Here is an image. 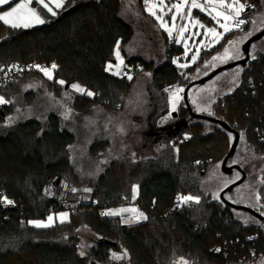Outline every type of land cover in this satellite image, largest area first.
Segmentation results:
<instances>
[{"label": "trees", "instance_id": "1", "mask_svg": "<svg viewBox=\"0 0 264 264\" xmlns=\"http://www.w3.org/2000/svg\"><path fill=\"white\" fill-rule=\"evenodd\" d=\"M254 1L264 12V0ZM120 6L121 0H65L55 16L40 11L47 19L37 26L14 29L0 21V66L54 62L56 67L51 68L55 77L67 84L78 82L94 92L93 96L73 98L70 107L74 110L84 112L93 104L121 106L133 79H122L108 69L116 60L117 42L126 41L132 34L131 25L119 14ZM235 33H228L187 69L194 68L206 54L220 51ZM165 44L166 58L156 66L154 60H126L137 65L138 59L143 69L152 68L151 81L162 96L165 83L178 82L186 87L195 80L185 77L171 59L179 47L173 48L168 37ZM257 53L258 59H249L244 66L240 84L218 96L209 115L236 129L256 153L264 156V143L255 130L256 126L264 129V54ZM249 74L256 79L255 90L247 89L245 78ZM28 75L0 84V91L14 90L15 83ZM181 105L182 110L173 114L172 124L157 131L160 147L155 155L135 158L124 153L113 158L95 179L91 201L69 210L67 220L48 227L29 222L60 210L42 194L43 185L57 174L74 175L68 146L75 135L55 112L48 114L45 125L38 118L8 124L6 115L11 106L0 108V188L16 203L0 225V264H90L87 256L78 253L75 236L68 241L58 238L82 223L102 239L117 243L112 246L101 241L91 249L101 262L109 260L110 250L117 248L120 240L130 254L128 264H174L180 258L188 264H260L264 258V220L221 199H211L201 185L209 166L222 162L234 134L217 122L191 116L184 100ZM182 120L186 125L178 128L177 122ZM106 143L96 141L92 152L106 147ZM262 173L264 180V168ZM135 185L137 194L133 197ZM186 195L199 196V203L177 199ZM259 198L256 210L262 214L264 183ZM133 201L139 203L147 219L124 224L118 215H102L108 208ZM218 245L222 250L214 252L212 248Z\"/></svg>", "mask_w": 264, "mask_h": 264}, {"label": "rangeland", "instance_id": "2", "mask_svg": "<svg viewBox=\"0 0 264 264\" xmlns=\"http://www.w3.org/2000/svg\"><path fill=\"white\" fill-rule=\"evenodd\" d=\"M197 3L204 6L206 10L201 11L200 8H191V2L189 5L183 4V0H148V4L144 0L147 12L155 19H157V16L162 18L160 20L157 19L161 29L168 34V29H170L171 34L169 35L171 39L175 38V42L183 47V50L179 54L172 56V61H175L178 67L180 65H186L185 67H180L185 69L181 71H184L183 74L185 77H193L195 80L208 75L219 66L242 58L244 56L242 47L245 39L254 32H257L263 26L264 20V12L258 10L251 14L250 26L247 30L239 31L234 20H229L227 24L229 25L230 31L225 32L220 27L221 24L225 23L223 17H217L216 19H213V17L218 11H223L226 15L231 16H235V12L226 8L222 9L219 5H216L215 10L209 14L208 9L213 7L211 4H208L206 0H197ZM226 3H233V0H226ZM176 4H182L179 12L173 7ZM239 4H243L242 0H239ZM239 4H235L234 7H239ZM9 7L0 6V12L7 11ZM195 10H198V13ZM189 11L191 15H188ZM199 12L209 17L211 23H207L206 19ZM152 13H155V15ZM160 13L162 14L160 15ZM119 14L131 25L132 34L129 37L130 43L138 48L139 51L145 53L147 51L151 52V55L145 57L159 60V51L157 50L160 46V36H156L153 33L154 37H151L150 41H146L147 38L150 39L149 33L152 28L147 33L145 28L141 26L138 10L136 9L135 13V9L128 10L127 8H123L122 10L120 9ZM173 15L176 16L175 21L172 20ZM162 23L166 27H162ZM182 28L184 29L183 32L181 31ZM211 28H215L221 34L219 38L215 37L212 33L205 34L206 30ZM230 32H236L229 40L232 43L228 42L220 51L206 54L205 58L195 65L194 68L187 69L200 59L204 51L218 45ZM225 49H228L227 55H225ZM257 52L264 54L263 39H259L252 44L250 50L251 60L258 59ZM193 56L196 57L195 60L192 59ZM213 57H216V59H213ZM123 63L124 61L122 59H117L116 62L108 64V69L116 74L118 66ZM109 65H111V68H109ZM243 69V65H235L221 71L204 83L194 85L189 91V101L193 110L196 113L209 115L212 104L218 99V96L233 91L240 84ZM48 70L51 73V78L46 76L44 72L30 73V75L23 77L15 83L16 87L14 90L6 89L0 91V96L7 101V103L0 104V108L7 105L11 106L12 109L6 115V123L14 124L24 119L38 118L45 125L48 114L55 112L60 115L63 126L75 135L74 140L68 146L74 175H68L69 177L58 174L54 175L44 183L43 188L58 184L64 178L70 184L87 185L89 189L92 187L93 193L95 179L113 158L124 153H129L135 158L155 155L157 153L160 147L158 134L155 138L156 142L149 149L150 151L144 156L142 153V156H137L135 152L138 151L139 142L141 144L143 138L140 134V137L135 136V133L126 138V135L132 128L140 127L141 125L148 127V129L153 128L155 132H161L162 128L172 124L174 112L182 110L181 104L185 87L180 86L179 89H182V91H175V96L173 94L169 97L165 94V96H162L151 81L152 68L148 72L140 71L135 78H132L133 81L129 91L125 94L121 106L105 107L100 104H93L84 112L74 110L70 107V104L73 98L89 96L87 92L90 91L93 94L94 92L78 82L66 83L68 87L65 88L64 83L60 84L59 81H66L62 78L55 77L52 68ZM73 84L79 85L84 91H77L72 87ZM28 92L32 94V97L27 98ZM173 105H175V110H173ZM165 109L168 110L162 113ZM99 140H106L107 145L106 147L98 148L93 153V143ZM102 161L105 162L102 163ZM228 162L231 164H239L244 170L246 169L247 176L244 182L226 193V198L238 204L247 205L254 209L258 208L261 203L259 188L263 184L261 180H263L264 156L256 153L243 138H240L237 149ZM75 176L76 181L75 179L73 180ZM240 177L241 174L238 170H233L231 173H224L221 163L214 162L209 166L206 174L203 175L201 185L206 194L210 195L211 199L220 200V192ZM135 186L138 187V185ZM77 189L79 190V188ZM42 194L44 195L43 192ZM186 196L199 197L196 195ZM184 203H195V201H187ZM75 209L61 207L57 212L51 210L45 218L31 221L48 223V217L52 216L53 220L50 224L52 226L55 223L67 220L69 210L74 211ZM131 209H135L136 211H130ZM107 212H115V215H118L124 224H132L144 220L140 217V213H143L146 217V213L136 201L127 205L108 208L106 210ZM62 213L68 214L63 220L60 215ZM70 236L77 238L78 253L84 252L85 254L83 256L88 257L90 264H128L129 262L130 254L120 240H118L117 248L110 250L108 261L101 262L96 260L91 254V249L96 248L101 237L88 224L82 223L72 232L66 231L58 238L68 241ZM125 252L127 253L126 255H124ZM113 253L121 256V259H113ZM263 263L264 258L260 264Z\"/></svg>", "mask_w": 264, "mask_h": 264}, {"label": "built area", "instance_id": "3", "mask_svg": "<svg viewBox=\"0 0 264 264\" xmlns=\"http://www.w3.org/2000/svg\"><path fill=\"white\" fill-rule=\"evenodd\" d=\"M190 2L191 0H189V3ZM242 2L245 5V8L240 13V16L237 17L236 19H245L246 22L238 27L239 31H244L249 28L251 14L259 10V5L254 0H243ZM53 64L55 63L52 62L51 64H48L45 62L34 61L30 63L13 62L7 67L0 66V84L10 82L16 77L23 76L27 73H42V71H40V68L49 69L52 67ZM36 65H39L40 67L37 68L35 67ZM141 68H142L141 64H137V65H135L134 63L122 64L118 66L116 70V75L122 79H128L129 76L135 78L140 73ZM245 83L247 85V89L255 90L256 79L253 75L249 74L245 78ZM64 87L65 88L68 87L66 82H64ZM179 88H180L179 83L173 82V83H165L161 87V90L165 95H167V97H169ZM255 130L258 132L259 141L264 143V129L263 128L260 129V126H256ZM190 137L191 135H189L188 138ZM77 188H79V190ZM86 188L87 185L70 184L68 181H66V179L63 178L58 184L52 185L51 187L49 186L44 187L43 193L46 197L50 198L56 206L60 208L71 207V209H74L83 203H88L91 201L93 194L92 187H90L91 189L90 192L84 191V189ZM73 189H76V191H73ZM7 201H12V203L9 204L7 203ZM15 206H16L15 201L7 196L6 191L3 188H0V225L4 220L8 218L9 210L13 209ZM217 249H219V251H216ZM212 250L214 252H220L222 248L221 246L218 245V246H214ZM252 251L253 250H251V252Z\"/></svg>", "mask_w": 264, "mask_h": 264}, {"label": "snow or ice", "instance_id": "4", "mask_svg": "<svg viewBox=\"0 0 264 264\" xmlns=\"http://www.w3.org/2000/svg\"><path fill=\"white\" fill-rule=\"evenodd\" d=\"M52 2V0H49V2H46V0H19V2H15V0H0V6L3 5H9V9L7 11L0 12V21L3 22L4 25H8L11 28H28L32 26L33 23L43 24L45 21L41 18L40 11L46 10L47 12H50L53 16L56 15V12L53 11V9L49 6V3ZM208 4H211L213 7L211 9H208L209 14H211L212 11L215 10V6L219 5L220 8L224 9H230L235 12V16L226 15L223 11L216 12V15L213 17V19H216L217 17H223L225 23L221 24L220 27L224 29L225 32L230 31L229 25L227 24V21L229 20H235V24L237 27L244 24L246 21L245 19H236L240 16V13L244 10L245 5L239 4V0H233V3H226V0H206ZM35 3L39 6V10L37 7H32L31 5ZM56 7H61L63 4V0H55ZM145 3L148 4V0H145ZM189 0H183V4H188ZM235 4H239V7H234ZM177 12H179L182 8V4H176L173 6ZM191 8H200L201 11H205V7L201 4L197 3V0H191ZM151 11V9H149ZM155 15V13H152ZM188 15H191V12L189 11ZM157 19H162L160 16H157ZM176 16H172V20L175 21ZM198 23V22H197ZM162 27H166L165 24L162 23ZM203 27V25H201ZM169 34H171V30L168 29ZM181 31L183 32L184 29L182 28ZM212 33L215 37L219 38L220 33L216 31L215 28L207 29L206 33ZM229 43H232L231 41ZM187 51V48H186ZM228 49H225V55H227ZM116 57L117 59H120V52H119V42H117V50H116ZM193 60L196 59L195 56L192 57ZM213 59H216V57H213ZM122 62V61H121ZM175 63V61H173ZM186 65H180V67H185ZM15 67V66H14ZM35 67L39 68V65H36ZM56 65L53 64L52 68H55ZM109 68H111V65H109ZM40 71L44 72L46 76H49L51 78V73L48 69L40 68ZM132 77L129 76L128 79H131ZM60 84H63L64 81H59ZM72 87L76 89L79 92H83L84 89L81 88L79 85L73 84ZM167 91V90H166ZM177 91H182V89H177ZM87 95L92 96L94 95L92 92H87ZM175 96V93H173ZM7 103V101L0 96V104ZM173 110H175V105H173ZM202 110V109H201ZM122 130V129H121ZM105 161H102V163ZM261 183H264V180H261ZM73 191H76V189H73ZM86 192H90L91 189L86 188L84 189ZM133 197H135V194L137 192V186H133ZM177 199L181 202H187V201H195L196 203H199L200 198L199 197H193V196H178ZM7 203L11 204L12 201H7ZM130 211H136L135 209H131ZM115 212H107L102 213V215H115ZM264 214V213H262ZM62 217V220L67 217V213L60 214ZM140 217L143 219H147V217L144 216L143 213H140ZM53 220L52 216L48 217V223L39 222V221H30L29 223L35 224L36 227H48L50 226L51 222ZM216 251H219L217 249ZM84 252H81L80 255H84ZM127 253L125 252L124 255ZM113 259H121V256L117 255L116 253H113ZM174 264H188L184 258H180L179 262H174Z\"/></svg>", "mask_w": 264, "mask_h": 264}, {"label": "crops", "instance_id": "5", "mask_svg": "<svg viewBox=\"0 0 264 264\" xmlns=\"http://www.w3.org/2000/svg\"><path fill=\"white\" fill-rule=\"evenodd\" d=\"M18 1L19 0H15V2H18ZM46 2H49V0H46ZM64 3H65V0H63V4H62L61 7H56L55 0H52V2L49 3V6L53 9L54 12L57 13L60 9H62V7L64 6ZM188 5H189V3H188ZM7 6H9V5H3V7H7ZM31 6L32 7H37V8L39 7L35 3H33ZM123 8L124 9L127 8L128 10H132V9L134 10L135 9V13H136V9H137L138 13H139V16H140L139 20H141V24H142L141 26H143V28H145V31H147V33H148V30H150L152 28L151 32L149 33L150 39L147 38L146 41H150L151 37H154V34L156 36H158V35L160 36V39H159L160 40L159 41L160 42V46L158 47V50H157V51H159V60L153 59L151 57H145V56L151 55V52L147 51L145 53L143 51H139L138 48H136L134 45H132V43H130L129 39H127L126 41H119L120 59H122L124 61L123 64H128L126 62L128 57H137V58H143V59H146V60H154L155 61V66L158 65L160 62L163 61V59L166 58V44H165V41L167 40V37L170 40V42L173 44V48L176 47V46L179 47V49L176 50L174 52V54H179L183 50V47L175 42V38L171 39L170 35L167 32H165V31H163L161 29L158 20L155 19L152 15H150L147 12V10L145 8L144 0H121L120 9L122 10ZM195 12L198 13V10H195ZM48 14L50 16L52 15L50 12H48ZM161 14L162 13H160V15ZM40 15H41V18L44 21L47 19V16L42 15L41 13H40ZM201 15H202V17L204 19H206L207 23H211V19L209 17H207L204 14H201ZM182 23H183V21H182ZM37 25H40V24H38V23H33L32 24V26H37ZM116 50H117V46L115 48V53H116ZM141 54H143V55H141ZM115 56H116V54H115ZM171 59H172V57H171ZM116 60H117V57H116ZM116 60L114 62H116ZM140 62L141 61L137 59L136 63L138 64ZM150 70H151V68H145V69L142 68L141 72H148ZM181 70H182V68H181ZM133 133H135V136H137V137L141 136L143 138V141L141 142V144L139 142V147L137 149L138 151H136L135 153L137 154V156H142V155L144 156L148 151H150L149 149H151V147H152L151 145L156 142L155 138H156L157 134L155 133L153 128H149L148 129V127H146V126L143 127V126L140 125V127L137 126L135 128H132V130L129 131L128 134L126 135V138H127V136H130ZM139 134H140V136H139ZM141 153H142V155H141Z\"/></svg>", "mask_w": 264, "mask_h": 264}, {"label": "water", "instance_id": "6", "mask_svg": "<svg viewBox=\"0 0 264 264\" xmlns=\"http://www.w3.org/2000/svg\"><path fill=\"white\" fill-rule=\"evenodd\" d=\"M262 37H264V20H263L262 28L259 29L254 34H251L244 41L243 47H242V51H243L244 56L242 58L234 60V61H231V62H229L227 64L222 65V66H219L218 68L213 70L208 75H206V76H204V77H202L200 79L193 80L183 90V100H184L185 105H186L187 109L189 110L191 116L199 117V118H206V119H209V120H211L213 122H217V123L221 124L227 131H229L232 134H234V140H233V142L231 144V147H230L229 151L227 152V154L225 155V157L223 158V160L221 162V167H222V171L224 173H231V171H233V170H239V171L242 172V176L239 179H237L236 181L230 183L228 186H226L220 192V199L224 203L229 205V206H232L234 208H242V209L247 210L248 212H250L251 214H253L255 217H257L260 220H264V215L259 213L256 209H254V208H252L250 206H247V205H242V204H238L236 202H232V201L228 200L226 198V196H225L227 192L233 190L237 185H239L242 182H244V180H245V178L247 176L246 171L239 164H236V163L230 164V165L228 164L229 159L234 155V153H235V151L237 149V146H238V144L240 142V138H241L240 133L236 129L231 127L229 124L224 122L223 120H220L218 118L212 117L210 115L196 113L193 110V107L191 106V103L189 101V91L194 85L206 82L207 80L213 78L215 75H217L218 73H220L221 71H223V70H225L227 68L233 67L235 65H243V66H245L247 64V62L249 61V59H250V50H251L252 44L256 40L261 39ZM174 116H176V112H174ZM182 125H186V120H182V121L177 122L178 128H180ZM101 241L109 243L112 246H116V244H117L115 241L110 240V239H102V238H100L99 242H101Z\"/></svg>", "mask_w": 264, "mask_h": 264}, {"label": "flooded vegetation", "instance_id": "7", "mask_svg": "<svg viewBox=\"0 0 264 264\" xmlns=\"http://www.w3.org/2000/svg\"><path fill=\"white\" fill-rule=\"evenodd\" d=\"M155 133L158 134L157 131H156ZM228 164L230 165L231 163L228 162ZM232 164H234V163H232ZM238 171H239V170H238ZM245 171H246V169H245ZM239 172H240V174H241V176H242V172H241V171H239Z\"/></svg>", "mask_w": 264, "mask_h": 264}]
</instances>
